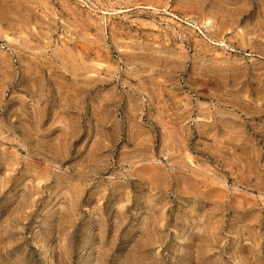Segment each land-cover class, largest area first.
I'll return each mask as SVG.
<instances>
[{"label":"rangeland","instance_id":"1","mask_svg":"<svg viewBox=\"0 0 264 264\" xmlns=\"http://www.w3.org/2000/svg\"><path fill=\"white\" fill-rule=\"evenodd\" d=\"M0 264H264V0H0Z\"/></svg>","mask_w":264,"mask_h":264}]
</instances>
